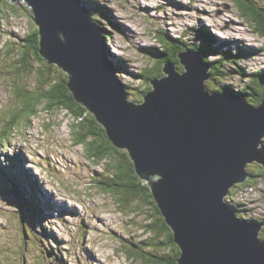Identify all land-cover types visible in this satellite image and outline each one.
<instances>
[{
    "label": "rangeland",
    "instance_id": "374dc122",
    "mask_svg": "<svg viewBox=\"0 0 264 264\" xmlns=\"http://www.w3.org/2000/svg\"><path fill=\"white\" fill-rule=\"evenodd\" d=\"M97 1L105 6V13L113 23L112 28L106 29L112 36L109 42L106 41L107 51L132 102L136 103L140 98L138 94L129 93L132 88L138 92L145 90L142 79L137 76L147 66L156 68L158 61L147 58L144 49L160 48L157 41L163 32L179 38L187 30L202 28L217 39V43L212 39L215 44H225L223 50L251 49L257 52V55L244 56L246 58H240L241 51L238 56L234 53L239 59L238 66L245 67L250 73L264 69V38L255 30L257 24L246 15L241 16L235 0ZM83 2L92 8L91 0ZM14 4L11 0H0V130L7 127L8 120H15L13 130L8 133L9 139H6L8 143L3 145L1 142L0 162L1 167L15 173L22 186L35 193V201L41 204L35 203L36 208L33 205V213L25 211L26 217L36 218L35 221L43 219L44 222H40L43 232V236L39 235L40 240L33 241L37 234H30L33 239L28 236L23 240L17 239L18 236L22 238L20 207L0 172V263L2 258V264H145L137 256L133 255L134 259L129 257V249L138 250L139 246L166 256L168 251L157 246L161 239L158 238L159 230L153 226L156 219L152 215L151 203L139 202L138 206L124 211L120 203L117 205L115 196L96 188V182L105 180L103 175L107 173L108 178H112L115 172L107 161L96 163L95 158L91 160L88 155L90 146L87 145L86 149L76 143L72 133L73 126L77 124L75 119L67 111L45 108L30 118L33 113L29 104L16 101L14 81L25 80L29 86L27 93L34 92L36 84L37 87L40 85L34 74L20 73L14 66L21 55L19 51H13L14 47H22L30 32L37 28L29 6L21 1L12 9ZM188 36L193 37L186 39L191 44L200 41L195 39V31ZM217 59L211 57V60ZM32 61L36 68L37 61ZM122 62L126 65L123 66ZM226 66L234 70L233 63ZM181 67L175 65L174 70L183 72ZM60 71L64 73L61 68ZM212 72L216 70L212 69ZM64 74L66 79L67 74ZM248 83V79L231 74L216 79L212 77L206 82V88L215 93L221 92L223 86L234 84V88L243 90ZM23 107L26 110L18 113ZM261 143L264 144V138ZM260 148L261 144L257 146ZM112 162L118 165V158ZM247 165L250 173L258 175L264 172L263 165L257 161ZM159 179L155 177V180ZM251 183L253 187H244L236 196L238 202H244L253 212L249 214L241 208L237 214L231 210L240 218L263 222L264 176L254 177ZM39 211H42L40 215ZM260 239L264 242V230ZM22 245L26 249L20 247ZM47 249L57 250L56 255L63 258L53 257L50 252L45 258Z\"/></svg>",
    "mask_w": 264,
    "mask_h": 264
},
{
    "label": "water",
    "instance_id": "95a60500",
    "mask_svg": "<svg viewBox=\"0 0 264 264\" xmlns=\"http://www.w3.org/2000/svg\"><path fill=\"white\" fill-rule=\"evenodd\" d=\"M24 2L40 30L42 56L69 74L76 101L147 182L181 248L177 264H264L263 224L241 219L225 201L250 178L248 163L264 168V100L254 106L232 92L211 93L210 65L184 51L183 72L166 64L136 104L82 0Z\"/></svg>",
    "mask_w": 264,
    "mask_h": 264
},
{
    "label": "trees",
    "instance_id": "16d2710c",
    "mask_svg": "<svg viewBox=\"0 0 264 264\" xmlns=\"http://www.w3.org/2000/svg\"><path fill=\"white\" fill-rule=\"evenodd\" d=\"M13 1L15 4L12 9L16 8V5L19 2L22 1L24 3L23 0ZM235 1L237 3V8L239 9L241 16L244 17L246 15L247 18H249L254 24H257L255 30L260 36L264 38V0ZM91 3L92 8L88 6L86 7L85 2H83L86 9L90 11L94 22L104 31L106 41L109 42L112 36L106 29L108 27H111V24L113 23L111 22V20H109L108 15L105 13L106 9L102 3L98 2L97 0H91ZM178 6H180V3ZM183 6L185 7V5ZM192 31H195V39H199L200 41L193 42L191 44V42L186 41V39L187 37L191 39L193 38L192 36H188V34ZM202 31H204V29L202 28H196L195 30L193 28V30H187L186 32H184L179 38L168 35L165 32H160L162 36L159 35L157 41L160 42V48L144 49L147 53V58L158 61L156 62V66H154L156 68L150 69L147 66V69L137 76L138 78L142 79L143 85H145L144 91L138 92L136 89H131L130 86H127L128 89H131L129 91L130 94L135 93L139 95L140 98L137 99V104L144 102V97L153 90L152 81L161 79L165 75L164 67L166 64L172 63L177 66L181 65L179 62L178 53L182 52L183 50H188L196 54H200V57L203 59L204 63L210 65L211 69L209 73L214 79L218 77H224L226 75L228 76L231 74H237L241 77V79L249 80V83L244 87L242 91L234 88L235 85L231 84L228 86H223V89H220L222 93L232 92L235 95L240 96L242 100H245L246 102L253 104L254 106H259L262 103V101L264 100V69L254 73H250L245 67L238 66L239 59L237 60L235 58L239 55L240 51V58L248 56L250 54L257 55V52L251 49H237L234 51L223 50L225 44H215L213 40L216 42L217 39L215 37H211L210 33L206 31H204L203 33ZM39 32L40 30L37 26L34 31L30 32V36L23 41L22 47L19 48L18 46H15L13 49V51H19L21 54L20 57H18L17 62H14V64H16L14 65L16 70L20 73L30 72L31 76L34 74V77L37 79L38 85H40L37 87L36 84L34 92L27 93L29 86H27L25 80L21 78L17 81H14L16 84L14 85L16 92V101H24L26 102L24 103L25 105L29 104V110L31 113H33L30 118H32L38 110H42L43 108L47 110L59 109L67 111V114L74 118L77 123L72 128V133L74 135L76 143L78 145L85 146L86 149H88L87 145L90 146V148L88 149V155L89 157H91V160L92 158H95L94 160L96 163H99V161H107L110 168H113V171L115 172V176H113L112 178H108L107 173L106 175H103V177H105V180L96 182V188L101 189L108 195H113V197L115 196L118 201L117 205L118 203H120L124 211L131 210L132 206L134 205L138 206L139 202L151 203V205L153 206L152 215L156 219V222L153 226L159 230L160 236L158 238L161 239V242L157 246L166 249L168 251V254L166 256H160L153 251H146L145 248L137 246L139 248L138 250L129 249L130 259H134V255L137 256L138 259L141 260V262L144 261L145 264H177L178 259L180 258L182 253L181 248L175 243L174 232L172 228L167 224L166 218L163 216L161 209L159 208L155 198L153 197L151 189L136 173L134 162L132 161L129 153L126 150H121L115 147L109 140L105 128L99 123L96 116L91 113L83 104L76 101L74 94L68 87V83L70 81L69 74L64 72L67 74V78L65 79V74L60 71V68L57 65L56 66L58 68L52 66L54 64H50L42 56L41 37ZM107 32L108 34L106 35ZM262 51H264V47ZM108 53L110 55L109 50ZM212 56L218 57V59L211 60ZM32 60L37 61L36 68L31 64L33 62ZM231 63L234 64V70H230L226 66L227 64L231 65ZM122 65L125 66L126 63L122 62ZM237 66L239 67L238 69L236 68ZM212 69H215L216 72H212ZM155 70H158V72H155ZM119 71L121 72V69ZM25 110L26 108L23 107L18 113ZM18 113L15 114L17 120L19 118L17 116ZM14 124L15 120L12 119L8 120L6 128L2 127L3 130H0V145L1 142L2 144L4 143L3 145H6L8 143L6 139H9L8 133L13 130ZM4 139L5 141H3ZM119 150L120 153H118ZM92 152H94V154H91ZM114 158H118V165L112 162ZM9 160L15 161V159L12 158H10ZM1 165L2 164L0 162V172L4 176V178H6V181L10 185L9 190L13 192L12 194L18 201V205L20 207L18 213L20 215L22 225L20 231L22 238L18 236L17 239L23 240L24 236H28L33 239L31 237L32 235L30 236V234H37V238L33 239V241L40 240L39 235L43 234V232L41 233L40 222H44V220L42 219L39 221H35L36 218L31 219L29 217H26L25 215V211L33 213L34 206L36 208L35 203L41 205L40 202L38 200L35 201V199H37L35 193L31 191L29 192V190L25 186H22L20 184V181L16 178V175L13 171L8 168L1 167ZM247 173L249 174L250 181L245 182L246 184L244 183L232 187L226 200L229 204V207L233 209L237 214L241 208L245 209L249 214L253 212V210L247 209L244 202L237 201V193H239L244 187H253V185H251V182L254 180V177L264 176L263 171L261 172V174L257 175L255 173L253 174L252 172L251 174L247 169ZM233 188H235V190ZM38 209L40 210V208ZM41 212L42 211H39V215L41 214ZM241 219L250 222L255 221L262 224L264 223V221H256L252 218H249L248 220L244 218ZM36 228H38L37 231H33V229ZM20 247H24L26 249L24 245ZM56 251L57 250L55 249H47L45 258H47V253L49 252L53 255V257H57L58 259L59 257L63 258L60 255H56ZM15 261H17V259ZM0 264H2V258Z\"/></svg>",
    "mask_w": 264,
    "mask_h": 264
},
{
    "label": "bare ground",
    "instance_id": "6f19581e",
    "mask_svg": "<svg viewBox=\"0 0 264 264\" xmlns=\"http://www.w3.org/2000/svg\"><path fill=\"white\" fill-rule=\"evenodd\" d=\"M24 1V0H23ZM108 34V32L106 33V35ZM159 44H160V42H159ZM236 89H238V88H236ZM239 91H242V90H239ZM255 162V161H254ZM263 230H264V226H263V229H262V232H263Z\"/></svg>",
    "mask_w": 264,
    "mask_h": 264
},
{
    "label": "clouds",
    "instance_id": "9594fccd",
    "mask_svg": "<svg viewBox=\"0 0 264 264\" xmlns=\"http://www.w3.org/2000/svg\"><path fill=\"white\" fill-rule=\"evenodd\" d=\"M229 205V204H228ZM262 224V223H261Z\"/></svg>",
    "mask_w": 264,
    "mask_h": 264
}]
</instances>
